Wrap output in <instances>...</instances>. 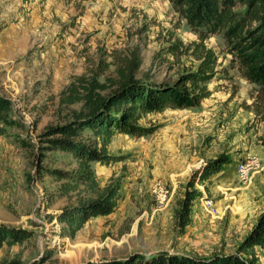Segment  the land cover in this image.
Listing matches in <instances>:
<instances>
[{"label":"rangeland","instance_id":"374dc122","mask_svg":"<svg viewBox=\"0 0 264 264\" xmlns=\"http://www.w3.org/2000/svg\"><path fill=\"white\" fill-rule=\"evenodd\" d=\"M234 12L242 21L247 5ZM259 26L247 23L243 37ZM225 32L205 42L218 57L212 95L196 108L144 115L139 124L156 126L155 134H116L107 151L118 161L92 163L98 186L66 191L67 181L46 169L73 171L78 162L64 151L43 157L40 137L82 109V102L66 103L71 86L96 74L110 86L108 78H116L120 60L134 48L143 58L139 78L174 83L197 70L192 47L199 39L169 0H0V94L11 101L17 124L0 136V224L34 232L5 244L0 264H80L160 252L200 260L239 254L264 264V247L240 250L264 213V120L246 108L255 86L242 75ZM177 41L183 48L168 53ZM227 157L231 163L219 174L195 185L202 197L193 202L191 224L181 229L190 180ZM240 162L250 166L244 177L237 173ZM110 185L120 188L115 212L90 220L74 239L63 236L52 215Z\"/></svg>","mask_w":264,"mask_h":264},{"label":"trees","instance_id":"16d2710c","mask_svg":"<svg viewBox=\"0 0 264 264\" xmlns=\"http://www.w3.org/2000/svg\"><path fill=\"white\" fill-rule=\"evenodd\" d=\"M174 10L187 21L197 35L199 42L192 47V55L198 60L196 71L181 75L174 83H155L149 75L137 76L143 65L139 48L124 56L116 69V78L107 82L114 87L108 94H102L110 87L107 83L93 78L78 79V84L71 86V93L66 103H83L82 109L74 118L62 125L49 127L42 134L41 155L48 151H64L73 155L79 167L73 171L46 169L56 179L67 181L66 191L83 184L94 190L98 184L92 163L109 165L117 162L116 156L110 155L107 145L116 134L131 137L150 136L158 128L144 127L139 121L146 114L161 113L170 109H192L212 95L209 85L215 78L218 57L212 49L206 47V40L226 30L233 54L238 61L242 75L255 86V100L246 105L256 116L264 120V0H169ZM242 3L248 12L240 21L235 7ZM259 22L256 30H249L243 37V30L249 22ZM241 37V38H240ZM238 42H236L237 40ZM240 38V39H238ZM183 44L177 41L167 48L168 53L176 55ZM12 116L11 101L0 94V136H6L8 130L16 124ZM84 135L89 138H83ZM93 137V140H92ZM41 161V160H40ZM231 163L229 157L210 162L204 169L197 171L188 184L182 210L179 212V227L185 229L191 224L193 202L202 197V192L195 190L197 183L205 186ZM43 167L39 165V171ZM97 196L83 200L79 204L65 207L53 214L63 226L62 235L74 239L86 223L99 216H108L115 212L121 199L119 186L110 185ZM34 232L23 228L8 227L0 224V250L5 244L14 245L31 239ZM264 247V213L257 224L246 236L240 246L241 251ZM80 264H254L239 254L216 255L210 259H195L189 256L160 252L154 255L133 254L125 259L87 261Z\"/></svg>","mask_w":264,"mask_h":264},{"label":"built area","instance_id":"2783aa9c","mask_svg":"<svg viewBox=\"0 0 264 264\" xmlns=\"http://www.w3.org/2000/svg\"><path fill=\"white\" fill-rule=\"evenodd\" d=\"M249 164H246V163H238L237 164V173L238 175H240L241 177H244L246 176V174L248 173L249 171Z\"/></svg>","mask_w":264,"mask_h":264},{"label":"crops","instance_id":"0c3cea01","mask_svg":"<svg viewBox=\"0 0 264 264\" xmlns=\"http://www.w3.org/2000/svg\"><path fill=\"white\" fill-rule=\"evenodd\" d=\"M237 166V165H236Z\"/></svg>","mask_w":264,"mask_h":264}]
</instances>
